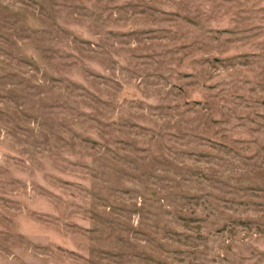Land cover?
I'll use <instances>...</instances> for the list:
<instances>
[{"label":"rangeland","instance_id":"rangeland-1","mask_svg":"<svg viewBox=\"0 0 264 264\" xmlns=\"http://www.w3.org/2000/svg\"><path fill=\"white\" fill-rule=\"evenodd\" d=\"M0 264H264V0H0Z\"/></svg>","mask_w":264,"mask_h":264}]
</instances>
